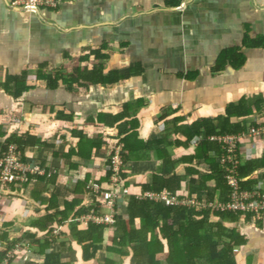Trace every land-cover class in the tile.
Returning <instances> with one entry per match:
<instances>
[{
    "label": "crops",
    "instance_id": "1",
    "mask_svg": "<svg viewBox=\"0 0 264 264\" xmlns=\"http://www.w3.org/2000/svg\"><path fill=\"white\" fill-rule=\"evenodd\" d=\"M173 1L63 0L58 9L29 12L0 0V142L13 133L34 136L42 144L25 147L26 159L52 170L22 188L1 190L0 263L45 264V255L58 254L61 264H133L132 249L114 246L109 228L95 254L79 241L85 235L78 232L90 222L74 213L92 205L88 184L108 179L105 160L118 140L116 125L105 123L104 114L126 113V120L137 121L138 139L151 143L124 168V186L135 194L151 183L164 157L197 152V138L187 143L181 127L215 121L242 98L256 102L252 112L230 122L244 131L264 121V45L246 43L264 42V0H187L181 8ZM226 50H237L244 63L235 68L227 62L217 71ZM99 65L100 75L88 74ZM110 72L119 81L100 83ZM43 73L63 78L50 88ZM23 74L28 89L14 97V84L7 83ZM76 130L86 138L82 154L76 153ZM240 153L242 161L264 157V138L242 143ZM182 162L175 168L182 177L177 194L206 200L207 190L199 198L189 183L209 175V165L203 159ZM189 165L198 174H188ZM251 178L264 183V168ZM83 180L87 189L78 194ZM52 198L57 212L75 199L80 203L51 231H39L32 225ZM128 201L118 202V216H128ZM226 225L246 240L237 248V264H264V222L240 217ZM166 254L161 264H167Z\"/></svg>",
    "mask_w": 264,
    "mask_h": 264
},
{
    "label": "trees",
    "instance_id": "2",
    "mask_svg": "<svg viewBox=\"0 0 264 264\" xmlns=\"http://www.w3.org/2000/svg\"><path fill=\"white\" fill-rule=\"evenodd\" d=\"M179 1L175 0L169 4L176 5ZM250 41V42H249ZM248 45L262 47V40L246 39ZM244 57L237 50L224 51L217 63L216 70H222L228 62L235 68H239L244 63ZM101 65L94 66L89 75L101 74ZM82 74V73H81ZM115 72H110L107 77H102L100 83H116L119 80L111 78ZM42 78L50 88H56L58 80L63 78L61 74L49 76L43 73ZM90 78V77H89ZM14 84L12 96L19 97L27 89L26 75L12 77L7 85ZM256 102L242 98L237 103H232L227 107L226 115L220 116L217 120L202 119L191 125H185L179 129L187 138V143L192 139L200 138L197 152L190 157L181 159H171L164 157L158 170L153 173L150 184L143 185L142 189L159 192L167 189L173 194H177L182 189V177L178 176L175 168L182 161L189 164L196 159H203L209 165V175L203 180L192 177L190 180L189 192L198 193L200 198L201 192L206 191V201L215 200V194L218 193V200L225 202L230 193V187L224 177V168L217 159L222 156V144L216 140H210V136L238 134L243 131L239 124H232L230 118L237 116L244 118L252 112V105ZM258 108V106L256 105ZM126 113L104 114L103 121L110 126L117 127V143H123L124 154L123 162L126 165L135 157H140V151L146 149L148 145L138 139L136 131V120L129 122L125 119ZM79 138V149L76 153L82 154L83 144L86 140L81 131L74 132ZM14 143L20 150L27 146L41 145L42 143L35 139L34 136L24 135L19 137L16 134L5 136L3 142H0V158L3 156L9 144ZM96 143L93 141V144ZM92 146H89V148ZM82 148V149H81ZM112 150V149H111ZM183 163V162H182ZM110 161L106 163L110 166ZM125 165L121 170V178H125ZM264 168V157L248 159L242 161L237 168L240 190H251L257 183L251 177L255 171ZM187 173L196 175L198 170L193 165L186 169ZM111 175L110 169H107V177ZM213 181L214 185L208 187L207 181ZM102 184V183H99ZM87 180L79 182L77 185L78 194L82 189H87ZM83 193V192H82ZM79 200H74L72 205L66 204L63 210L57 212L54 207L57 206L55 199L48 200L47 212L33 223V227L39 231H51L53 226L62 223V220L69 216V213L79 204ZM92 207L80 208L74 215H82L91 212ZM95 208H101V204L96 203ZM128 216H118L116 223L111 226L97 225L89 223L87 229L78 235H85L83 239L84 246L92 250L93 254L98 251L97 242L102 239V234L106 228L113 230L112 244L114 246L130 247L133 251V264H161V256L167 249V264H237V248L243 245L246 240L234 229L227 226V223L238 221L242 216L233 211L212 210L209 208L196 209L183 206H163L149 201L139 200L131 197L127 207ZM61 218V219H59ZM5 233V232H4ZM165 241V242H164ZM45 264H61L58 254L45 255Z\"/></svg>",
    "mask_w": 264,
    "mask_h": 264
},
{
    "label": "built area",
    "instance_id": "3",
    "mask_svg": "<svg viewBox=\"0 0 264 264\" xmlns=\"http://www.w3.org/2000/svg\"><path fill=\"white\" fill-rule=\"evenodd\" d=\"M63 0H9L10 7L25 11H40L46 9H58ZM173 1V0H164ZM178 8H181L187 0H178ZM19 137L21 134H17ZM264 138V121L254 126H248L238 134L210 136V140H216L222 144V156L217 162L224 168V177L230 187L228 199L225 202L215 199L212 202L198 200L195 197H185L173 194L167 189L159 192L145 190L139 193H132L124 186L121 178V170L124 167L123 143H116L112 146L109 157L111 175L106 182L99 184L91 182L88 184L89 195L91 196V212L80 216L86 223L111 226L116 223L118 217V202L130 199L134 195L139 200L149 201L163 206H183L196 209L209 208L220 211H233L242 216H250L256 222H264V183L256 184L251 190H240L237 168L241 163L240 147L242 143L249 141L255 144L256 141ZM4 140H2L3 142ZM200 138L196 139L199 143ZM52 170H48L45 165L38 161L28 160L25 154L14 143L8 145L7 150L0 158V198L1 190L14 186L22 188L31 179L38 176H50ZM96 203L101 204L100 209H96ZM119 206V205H118ZM0 231V235H1ZM54 236L59 234L58 230H53ZM7 260L0 264H6Z\"/></svg>",
    "mask_w": 264,
    "mask_h": 264
},
{
    "label": "rangeland",
    "instance_id": "4",
    "mask_svg": "<svg viewBox=\"0 0 264 264\" xmlns=\"http://www.w3.org/2000/svg\"><path fill=\"white\" fill-rule=\"evenodd\" d=\"M106 168H107V165H106ZM104 183H105V182H103L102 184L104 185ZM201 197H205V195H203V196H201ZM215 199H218V196H217V198H215Z\"/></svg>",
    "mask_w": 264,
    "mask_h": 264
}]
</instances>
